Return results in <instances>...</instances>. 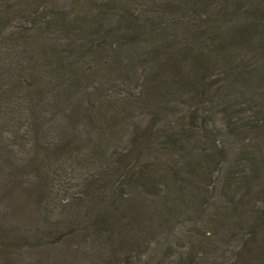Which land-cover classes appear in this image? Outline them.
<instances>
[{"label":"trees","instance_id":"1","mask_svg":"<svg viewBox=\"0 0 264 264\" xmlns=\"http://www.w3.org/2000/svg\"><path fill=\"white\" fill-rule=\"evenodd\" d=\"M247 52L257 89L243 71ZM239 82L258 98L256 122L246 125L252 142L240 151L247 166L230 165L214 108L185 120L164 114L182 99L214 105L218 91ZM144 112L153 121L139 129ZM89 165L97 168L82 170L70 207H54L57 177L66 183L69 167ZM192 176L219 181L220 196L236 202L218 204L210 221L218 232L194 234L177 256L167 246L177 258L157 264H264V208L252 211L264 200V0H0V264H40L45 246L76 238L86 222L89 236L130 252L129 232L119 233L128 195H173L167 213L193 204L184 191L197 189ZM231 237L238 243L229 260Z\"/></svg>","mask_w":264,"mask_h":264},{"label":"rangeland","instance_id":"2","mask_svg":"<svg viewBox=\"0 0 264 264\" xmlns=\"http://www.w3.org/2000/svg\"><path fill=\"white\" fill-rule=\"evenodd\" d=\"M11 30L12 27L10 28ZM245 68L250 75L251 87L257 89L258 77L256 75V59L254 52L245 53ZM241 61L238 60V65ZM240 70V69H239ZM223 75H218L219 83L223 84L221 80ZM237 87L228 89V91L223 90L218 91L219 101L216 104H191L187 102L186 99H182L172 103L169 109L164 113L170 118L173 117L176 120H185L188 117V111L196 112L200 110L201 112L209 111L210 108H214L216 112L212 118V123L216 122L214 130L220 136V143L224 146L228 153L230 154V162L232 164L239 163V166L244 163L243 166H247V162L243 155L240 154L242 149L247 148V145L252 142L253 136L249 133L246 125L251 122L253 125L254 121V111L252 110V105L258 98L250 90L249 82L237 83ZM256 86V87H254ZM216 88V87H215ZM134 94L140 92L139 87H135L132 90ZM229 94V104L232 105L231 113L224 111V108L228 105L225 100V95ZM250 102V103H248ZM251 117V120L249 119ZM241 118H246L244 121ZM137 120V118H136ZM153 118L149 115V112H144L139 116V121L136 124L139 129L151 126ZM156 127H165L164 121H160L156 124ZM236 130L240 131V136H237ZM125 141L122 146L126 145L128 136H125ZM118 150H123V147H117ZM64 161V160H62ZM64 166L62 168H65ZM60 168V170L62 169ZM97 167L93 165L89 166H75L69 167L67 182H61L59 185V178L56 179V186L59 189L58 194L54 195L53 206L57 209L61 207H70V202L78 197L80 192V184L83 182V177H80L82 170L89 171V174L94 171ZM224 169H220L217 178L224 177ZM64 175V172H63ZM193 176L191 177L193 181ZM194 182V186L197 189H193L190 186H184L185 193H187L191 198V205L180 204L178 208L169 212L164 211V206L171 208L175 201L173 195L169 196V200L163 198V193L159 191L156 195H140L139 193H131L125 200L126 205L131 206L127 208L129 211V217L125 218L123 221L124 227L121 226L119 233L125 229L129 232L128 241L131 243L129 246L130 252H122L121 247L123 244L108 247L104 244L103 240H96L95 234H90L88 229V222L84 223L83 227L77 234V237L67 236L66 239H62L60 242H55L52 248H48L51 244L45 246L40 256V260H34V262H40V264H157L158 262L170 263L171 260H175L177 257H168L165 253V248L170 246V252L174 255H180L181 253H186L187 248L190 247L191 238L195 234L198 236L200 233L208 232H218L220 229H216L217 225H210V221L215 217L214 213L216 208L219 207L218 204L227 203L231 205L230 199L226 201V198L220 196V185L218 182H213V180L205 181V179L198 178V182ZM72 188V189H71ZM166 194V190L164 189ZM197 194L198 198H193V195ZM237 200V199H236ZM2 208H5L2 203H0ZM251 205L245 209H250ZM264 208V200L261 198H256L255 205L253 204L252 211L259 214ZM22 209L27 212H31L32 218L39 217V208L36 204L23 205ZM63 215H66L64 213ZM61 215L58 216L60 218ZM141 216V221L138 222ZM163 217L167 220H173L169 225L164 221ZM81 220H84L83 214L80 216ZM62 221V218L59 219ZM146 222V223H145ZM165 223V225H164ZM30 227V226H29ZM36 228L34 224L33 229ZM158 234V235H157ZM233 233L231 234V236ZM164 237V239H162ZM215 236L210 235L208 239L205 240H216ZM125 238V237H124ZM134 242H137L135 245ZM228 237L226 242H221V246H227ZM238 243L236 238H230L228 244V259L230 260L234 256V246ZM28 256V257H27ZM129 256V257H127ZM32 257L27 253L26 262H31ZM201 264H205V259L200 260Z\"/></svg>","mask_w":264,"mask_h":264}]
</instances>
